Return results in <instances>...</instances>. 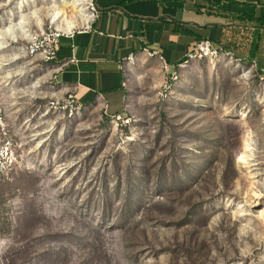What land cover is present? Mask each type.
<instances>
[{
    "label": "rangeland",
    "instance_id": "1",
    "mask_svg": "<svg viewBox=\"0 0 264 264\" xmlns=\"http://www.w3.org/2000/svg\"><path fill=\"white\" fill-rule=\"evenodd\" d=\"M90 1L0 0V264H264L263 73L228 55L135 61L117 127L24 52Z\"/></svg>",
    "mask_w": 264,
    "mask_h": 264
},
{
    "label": "crops",
    "instance_id": "2",
    "mask_svg": "<svg viewBox=\"0 0 264 264\" xmlns=\"http://www.w3.org/2000/svg\"><path fill=\"white\" fill-rule=\"evenodd\" d=\"M81 26L64 36L56 58L45 65L58 86L77 103L102 106L107 116L129 109L128 82L135 57L163 58L169 69L181 65L189 49L208 40L236 61L264 75V0H92ZM153 58V57H152Z\"/></svg>",
    "mask_w": 264,
    "mask_h": 264
},
{
    "label": "built area",
    "instance_id": "3",
    "mask_svg": "<svg viewBox=\"0 0 264 264\" xmlns=\"http://www.w3.org/2000/svg\"><path fill=\"white\" fill-rule=\"evenodd\" d=\"M94 7L92 0L89 3L90 17H94ZM73 30L67 28H55L49 27L40 32L31 34L28 39V46L24 51L26 55L32 58H39L43 63H50L56 58L57 51L60 47L61 39L64 36H72ZM222 55H227L224 51L217 49L212 42L208 40H202L195 43L188 51L185 61L179 65V67H185L189 63L205 60V59H217ZM149 57H154V54L148 53ZM163 61V58L160 57ZM135 57L130 56L127 59L128 65L135 64ZM164 63V62H163ZM166 68L168 66L164 63ZM51 104L55 106V101ZM116 126H128L131 123V119L126 115H115L111 117ZM13 149L14 144L9 135L8 124L6 115L4 114L0 105V173L5 171L13 163Z\"/></svg>",
    "mask_w": 264,
    "mask_h": 264
},
{
    "label": "bare ground",
    "instance_id": "4",
    "mask_svg": "<svg viewBox=\"0 0 264 264\" xmlns=\"http://www.w3.org/2000/svg\"><path fill=\"white\" fill-rule=\"evenodd\" d=\"M56 14H57V13H56ZM58 16H59V14L56 15V17H58ZM67 29L70 30V28H67ZM2 39H3V37L0 36V40H2Z\"/></svg>",
    "mask_w": 264,
    "mask_h": 264
}]
</instances>
